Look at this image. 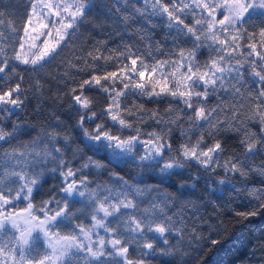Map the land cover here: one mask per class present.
Here are the masks:
<instances>
[{
  "label": "snow or ice",
  "instance_id": "1",
  "mask_svg": "<svg viewBox=\"0 0 264 264\" xmlns=\"http://www.w3.org/2000/svg\"><path fill=\"white\" fill-rule=\"evenodd\" d=\"M136 3L142 6L136 7ZM114 4L125 8L121 19V23L125 26L129 22H135L137 17L149 24L154 18L162 20L169 29V33L175 32L176 37L191 38L196 51L207 46L216 53L218 59L213 58L205 62L203 67L206 71L201 72V66L195 60L196 51H189L185 57L182 50L180 58L186 63L180 66L186 67L187 73H181L180 79L176 78L175 73L164 74L163 72L165 64L175 67V62L164 61L149 65L140 59L139 68H137L139 58L131 59V65L125 66L130 70L127 73H121L120 76H117L116 72L103 76L93 73L89 78L79 82L70 78L75 86L70 87L66 92L71 99L68 107L69 109L75 107L80 113L75 127L80 130L82 138L88 142L86 146L93 150L94 154H107L110 164L118 167L135 165L140 170L141 180L142 173L148 171L155 172L162 182H168L172 176L180 175L182 170L192 162L205 172L214 174L217 169H222L225 174L239 175L244 182L239 189L227 175L214 183L231 186L233 191H244L249 197V202L252 200L256 202V207L252 210L235 212V215L244 219L257 216L261 210H264V187H248L247 181L249 175L264 179V162L250 163L253 157L264 152V107L257 105L247 121L259 123L260 133L257 135L244 127L245 122L239 121L235 113L232 120L216 119V114L222 111L220 104L209 106L207 101L221 91H228L229 87L236 94L240 93V89L235 85L229 84V87H226L225 76L227 73L237 83L243 81L241 69L244 65L240 60L231 64L230 61L235 57L227 51L229 46L233 50L239 47V32L232 35L230 40H219V35L229 34L233 29L238 30V26L244 23L245 16L250 14V10L264 9V0H167V2L164 0H114ZM37 7H40L41 14L46 12L49 16L55 15L58 18L52 25L54 35L51 30L41 32L33 28L32 32L35 35L30 36L33 41L29 45L32 50L30 58L23 52L25 48L23 37H20V50L13 49L11 56L0 47V74H3L0 76L2 81L0 83V113L3 114L0 115V125H3L5 120L14 115L15 110L20 109L24 104L21 96L25 90L21 88L20 83H16L14 87L6 89L4 87L13 77L20 76L13 62L29 65L34 72L43 69L46 63H50L59 55L62 44L76 33L82 24L89 23L87 14L94 7V3L93 0H48L46 3L41 0L40 5H32L34 14H37ZM116 12H120L119 7L116 8ZM218 13H222L221 19H217ZM189 17L194 20L191 26L185 23ZM30 21L31 16H29ZM56 24L59 27H56ZM40 27L48 29L49 24H41ZM23 30L26 36L29 35L27 24ZM260 34L264 36V29H261ZM48 37H53L55 42L50 43ZM37 41H41L43 46L40 47ZM250 48L249 57L255 53L260 61H264V53L257 52L255 44L250 45ZM123 55L131 58L134 54L128 50ZM97 59L99 57H92L93 65H89L85 60L80 71H89ZM250 67L252 76L256 78L260 86L258 99L261 100V104H264L262 99L264 98V65H260L259 70H256L257 60L252 59ZM9 68H11L10 72L7 71ZM194 68L195 71H193ZM145 70L148 71L149 81L141 83L139 81L144 80ZM158 70L165 80L159 90L156 84L160 82H151L152 74L157 73ZM20 79L22 80L23 77L20 76ZM169 80L172 88L168 87ZM117 82L122 85L121 91L115 90ZM33 87L39 93L43 85L36 80ZM181 87L184 88L183 91L180 90ZM91 89L105 93L109 99V103L99 110V114L91 110L93 100L84 95L86 90ZM128 96L146 97L156 102L171 97L174 101H179L182 107L174 109L170 103L166 111L181 114L190 112L187 120L191 127L179 126L181 115L165 120L155 111L148 113L143 104L133 103L131 108H122L121 99ZM57 98L60 99V97ZM145 115H149L158 125H162L159 132L153 130L145 133L126 119V117L135 116L138 122L144 123ZM97 119L101 122L97 123ZM86 123H92L94 127L89 130L85 127ZM56 125L61 126L59 117H56ZM109 125L117 127L118 132L134 131L135 135H129L126 138L119 134L114 135ZM172 126L180 127V136L184 138V142L176 149H173L170 142ZM194 130L199 131V138L192 144L190 133ZM28 132L29 129L19 122L13 123L10 130L0 126V142L11 143L18 136L27 135ZM231 133L237 135L243 133L238 141L242 155L229 156L221 164L220 157L226 151V140ZM141 136H147L148 139L142 140ZM206 136L213 143L204 149L202 145L206 143ZM61 139L63 147L58 146V140ZM44 140L47 143L41 144ZM70 140V134H61L53 129L28 142H20L11 150L0 151V233L9 224L12 229L20 233L19 237L13 234L14 243L10 241L6 245L0 240V256L7 260L8 254L11 253L12 264H25L26 261L31 264V260H35L36 264H71L73 257L78 261L82 259V264H147L143 258H130L131 247L133 250H138L141 257L166 258L165 264H173V261L178 258L183 260L188 253L182 251L181 247H161L157 243L159 241L163 245H169L167 237L173 233L177 234L180 241L183 240V233L188 227L184 211L169 214L175 207L178 197L161 192L158 185L140 186L139 181L133 183L117 173H110V179L115 183L96 184V187H91L93 182L82 175L83 171L85 169L100 170L106 165L89 156L79 168L74 169L68 166L65 148L69 146ZM138 147L143 151V154L139 156L136 152ZM48 164L54 166L49 169ZM5 165H8L11 170H5ZM17 168L20 170L16 171ZM46 171L60 175L61 186L58 193L60 198L57 199L56 195H53L48 200L42 201L39 207H34L31 202L33 192L34 189H38ZM5 177H14L15 180L12 183L18 186L6 187ZM190 179L194 183H199L201 177L192 175ZM208 179L205 177V191L208 190ZM187 189L188 185L181 183L177 187V193L183 196ZM153 192L156 195L145 207H141V203ZM21 200L27 202V208L24 210L26 215L23 216L22 223L19 222L21 217L18 214L9 211V207L14 202ZM77 204L81 207H75ZM187 205H191L193 210L198 208V205L192 201H185L184 206ZM37 212L40 215H36ZM81 216L90 218L88 226H85L83 222L75 223ZM62 224H71L72 231L62 235L59 231ZM101 230L104 235H100ZM252 231H264V226L258 229L253 228ZM33 233H42L48 239L51 254L46 253L39 259L31 256ZM204 239H209L212 245L218 243L217 240L197 234L196 228L193 227L190 240H195L199 245ZM242 241L243 235L238 236L231 245L218 254L213 264H227V257L238 250Z\"/></svg>",
  "mask_w": 264,
  "mask_h": 264
},
{
  "label": "trees",
  "instance_id": "2",
  "mask_svg": "<svg viewBox=\"0 0 264 264\" xmlns=\"http://www.w3.org/2000/svg\"><path fill=\"white\" fill-rule=\"evenodd\" d=\"M33 0H0V47L4 48L5 52L11 56L13 49H19L20 37L23 36L24 26L29 18L30 10ZM94 7L87 14L89 23L82 24L76 33H74L65 43L62 44L59 55L50 63H46L43 69L32 71L31 66L21 65L15 63L16 71L23 77H13L8 81L4 87H14L16 83L21 84V88L25 90L21 99L24 101L20 109L15 110V114L8 117L3 125L5 130H10L13 123L19 122L25 125L29 132L27 135L18 136L16 140L11 143H0V151L11 150L20 142H28L37 136H41L44 132L55 129L57 132L68 133L71 136L69 146L65 148V159L69 162L68 166L72 168H79L85 159L89 156L100 161L106 165L100 170L85 169L82 175L87 176L89 181H92L91 187H96V184H113L114 180L110 179V173H117L125 179L136 183L139 181L140 186L144 185H158L161 192H166L172 196L178 197L175 201V207L171 212L184 211L186 217L187 229L183 233V240L180 241L177 234L168 235L169 245H163L159 241L157 243L161 247L178 246L182 251L187 252L188 255L180 260L179 258L173 261V264H213L214 259L222 250L226 249L238 237L243 235V241L238 250L234 251L227 257V264H264V231H252L253 228L264 226V210H261L255 217L244 219L235 215V212H246L256 207V202L252 200L249 202V197L244 191H233L231 186L220 185L214 183L222 178L227 177L232 180L236 188H240L244 183L239 175L225 174L222 169H217L213 174L205 172L199 168L196 163L192 162L182 170L180 175H175L170 178L168 182H162L157 177L155 172L145 171L142 173L143 179H140V170L133 164L124 166H116L108 162V156L105 153L94 154V151L86 146L88 143L82 138L79 129L75 127L80 113L76 108L69 109L68 105L71 99L66 92L70 87L75 86L72 82L74 78L77 82L89 78L93 73L96 75H105L107 73L116 72L117 76L127 69L131 64V59H143L145 63L152 65L156 62L172 61L175 62L180 58V53L183 50L184 55L189 51H196L193 46L191 38L176 37L175 32L169 33L164 21L159 19H152L151 24L145 20L137 17L135 22H129L127 26L121 23L125 8L121 5H115L114 0H93ZM136 7H141L140 3L135 4ZM120 8V12H116V8ZM193 19H186L185 23L192 25ZM261 29H264V11H252L245 17L244 23L238 26L239 36L241 38V46L244 52V57L241 58V52L237 51L239 60L245 59L244 67L241 69L243 73L242 83H237L235 79L229 80L226 87L235 85L240 89V93L236 94L231 87L228 91H221L218 95L212 96L208 99L209 106L220 104L222 111L216 114L218 120H232L235 113L239 121H243L244 127L250 132L260 133V125L257 121L247 122L248 117L251 116L252 111L257 105L264 107L261 100L258 99V88L260 87L256 78L252 76V68L250 61L257 60V69L260 65H264V61H260L255 53L251 57L248 53L251 51L250 45H256V51L264 53V36H261ZM145 37H151L146 39ZM175 38V41H174ZM131 50L134 54L131 58L123 55L126 51ZM91 53V56H89ZM99 57L94 62V66L89 68L87 72H81L80 69L84 66L85 60L89 65H93L92 57ZM196 63L203 67L205 62L210 59L218 58L216 53L207 46L196 51ZM243 62V60H242ZM74 66V67H73ZM11 71V68L7 69ZM3 74H0L2 76ZM36 80L43 85L42 90L37 93L33 87ZM2 83V81H0ZM121 85L119 82L117 86ZM84 95L93 100L92 111L99 114V110L105 108L109 103L108 96L97 90H86ZM57 97H60L58 99ZM264 99V98H262ZM135 104H143L148 113L155 111L158 116L168 120L175 118L176 115H181L179 126L189 128L191 125L187 120L188 113H168L166 109L171 103L172 108L180 109L182 105L179 101H174L171 97L161 100L159 102L150 101L146 97L139 98L136 96H128L121 99V107H133ZM90 114V113H89ZM0 115H3L0 113ZM56 117H59L61 126L57 127ZM130 123L141 128L145 133L153 130L159 132L162 125H158L152 120L149 115H145L143 119L146 121L140 123L135 116L126 117ZM97 123L101 121L97 119ZM235 123V121H233ZM85 127L91 130L94 127L92 123H86ZM111 131L114 135L119 134L122 137L135 135L134 131L124 130L118 132L117 127H112ZM173 132L171 135V144L173 149H176L184 138L180 136V127L172 126ZM243 133L239 135L235 133L228 134L226 140V151L220 157L222 164L229 156L236 154L242 155V149L239 147L238 141ZM142 140H147V136H141ZM199 138V131L190 133V141L192 144ZM218 139L220 137H217ZM206 143L202 148L206 149L213 143L207 136ZM47 143L46 140L41 141V144ZM58 146L63 147V141L58 140ZM79 149V151H76ZM75 153V156H74ZM167 155V153H165ZM264 162V152L252 158L250 163L260 164ZM163 163V161L161 162ZM54 165L48 164L47 167L51 169ZM5 170H11L8 165L4 166ZM19 171L20 169H15ZM199 175L201 177L199 183H194L190 176ZM205 177H208L207 191H205ZM135 178V179H134ZM5 185L18 186L12 183L14 177H5ZM185 183L188 189L183 196L177 193V187ZM61 186V177L58 173H51L46 171L41 178L38 189L33 192L32 203L34 207H39L41 202L48 200L51 196L56 195L59 199V187ZM248 187H264V179L256 175H249L247 181ZM156 193H151L142 203L141 207H145L149 200ZM185 201H192L198 208L192 209L191 205L184 206ZM25 205L23 201H18L14 208H22ZM75 207L79 208L81 205L77 204ZM36 215H40L38 212ZM83 222L85 226L90 223V218L86 219L81 216L75 223ZM196 228V232L206 238L217 240L216 245H212L209 239L201 240L199 245L195 240H190L192 235V228ZM61 234H67L72 231L71 224H62L59 227ZM13 234L16 232L5 227L0 233V240L4 244L10 241L14 243ZM33 250L32 257L39 259L46 253L49 254L41 242L40 237L34 236L32 240ZM130 258H143L148 264H165L163 257H141L138 250H133L130 247ZM18 259V257H17ZM170 259V258H169ZM29 263L28 261H26ZM35 260H31V264H35ZM0 264H12L11 253L8 254V259L4 260L0 256ZM71 264H82V259L77 260L72 258Z\"/></svg>",
  "mask_w": 264,
  "mask_h": 264
},
{
  "label": "rangeland",
  "instance_id": "3",
  "mask_svg": "<svg viewBox=\"0 0 264 264\" xmlns=\"http://www.w3.org/2000/svg\"><path fill=\"white\" fill-rule=\"evenodd\" d=\"M43 2H48V0H43ZM164 2H167V0H164ZM33 4H37V5H40L41 4V0H33V2H32V5ZM253 10H250V12H252ZM254 11H264V9H259V8H257V9H255ZM36 13L37 14H34L33 13V11H32V7H31V10H30V14H29V16H31V21L29 22V18H28V20H27V26H28V32H29V35H25V33L23 32V42H24V44H25V48L23 49V52L24 53H26V54H28L29 55V58L31 57V49L29 48V45L33 42L32 41V39L30 38V36H34L35 35V33H33L32 32V29L33 28H36L38 31H41V32H47V31H53V35H54V29H53V27H52V25L57 21V17L55 16V15H51V16H49L46 12L45 13H40V7H37L36 8ZM246 16H247V14H246ZM245 16V17H246ZM191 17H189L188 19H190ZM222 18V13H218L217 14V19H221ZM50 21L52 22V23H50ZM194 23V20L192 21V24ZM41 24H49V28L48 29H42L41 27H40V25ZM56 27H59V25L58 24H56ZM235 34H237V29H233V30H231L230 31V33L229 34H224V33H221L220 35H219V40H230L231 39V36L232 35H235ZM240 37V36H239ZM48 39H49V41H50V43H54L55 41H54V39H53V37H48ZM240 42H241V38H239L238 39V45H239V47L237 48V49H235V50H233V48L231 47V46H229L228 48H227V51L228 52H231L232 54H233V56L235 57L234 59H232L231 61H230V63L231 64H235L236 63V60H239V55H237V51H239V52H241V54H242V56H241V58L242 57H244V52H243V50H242V46H241V44H240ZM37 44L40 46V47H42L43 45H42V42L41 41H37ZM18 50H20V49H18ZM222 54H224V53H222ZM185 57H187V54H185ZM196 57V56H195ZM216 59H218V58H216ZM242 60H243V62H242ZM244 61H245V59H241L240 60V62H241V64H243L244 65ZM186 63V61L185 60H182L181 58H179L177 61H175V64H176V66L175 67H173L172 65H170V64H165L164 65V68H163V72H164V74H172V73H175L176 74V78L177 79H180V74L181 73H187V69H186V67H181L180 65H184ZM22 65V64H21ZM131 65V64H130ZM129 65V66H130ZM26 66V65H25ZM27 66H29V65H27ZM223 66V65H222ZM137 68H139V62H137ZM130 69H129V67L127 68V69H125L122 73H127L128 71H129ZM196 69L194 68L193 69V71H195ZM200 71L201 72H204V71H206V69L204 68V67H202L201 69H200ZM233 75H234V73H233ZM225 76H226V84H227V82L229 81V80H232L231 79V77L230 76H228V74L226 73L225 74ZM152 77H153V79H152V83H155L156 81H159L160 83H158V84H156V87H157V90H159V87H161V86H163V84H164V82H165V80H164V76H162L161 74H160V71L158 70L157 71V73H153L152 74ZM137 79H138V77H137ZM149 81V75H148V71L147 70H145V78H144V80L143 81H139V82H141V83H144V82H148ZM168 87L169 88H172V83H171V81L169 80V82H168ZM121 89H122V85H119V86H117V88L115 89L116 91H121ZM173 90H175V89H173ZM181 91H183L184 90V88L183 87H181V89H180ZM198 91L199 90H202V89H197ZM1 143V142H0ZM136 152H137V156H139V155H141V154H143V151H142V149L141 148H137V150H136ZM35 190V189H34ZM21 201H23V200H21ZM18 201H16V202H14V204L12 205V206H10L9 207V211H11V212H13V213H15V214H18L20 217H21V220L19 221V222H21L22 223V218H23V216L24 215H26V213L24 212V210L27 208V202L26 201H23L24 203H25V205L22 207V208H18V209H15L14 208V205L17 203ZM42 218V217H41ZM6 227H8V228H10V229H12L11 228V226H10V224L9 225H6ZM13 231H15L16 232V235H17V237H19V235H20V233L17 231V230H15V229H12ZM100 235H104V232L101 230V232H100ZM34 236H38V237H40V239H41V242L43 243V245L45 246V248L48 250V252H49V254H51V252H50V249H49V242H48V239L47 238H45L44 236H43V234L42 233H33V237ZM94 239H95V237H93ZM25 264H29V263H27V262H25ZM36 264V263H35ZM148 264V263H147Z\"/></svg>",
  "mask_w": 264,
  "mask_h": 264
}]
</instances>
